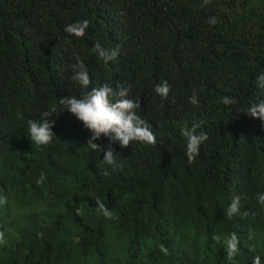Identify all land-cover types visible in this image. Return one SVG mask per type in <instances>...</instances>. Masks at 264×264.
Returning <instances> with one entry per match:
<instances>
[{"label": "trees", "instance_id": "trees-1", "mask_svg": "<svg viewBox=\"0 0 264 264\" xmlns=\"http://www.w3.org/2000/svg\"><path fill=\"white\" fill-rule=\"evenodd\" d=\"M84 19L83 38L64 31ZM190 37L205 44L186 61L180 45ZM97 41L109 51L119 46L118 58L101 60ZM77 56L91 77L87 90L129 89L157 138L127 147L96 140L104 151L111 145L122 167L105 164L104 151L86 144L91 132L59 104L87 91L70 79ZM262 72L264 0H0V156L21 149L36 166L32 182L16 181L10 193L0 184L8 197L0 264H252L255 256L264 264V121L246 113L264 99L255 86ZM165 80L162 99L154 87ZM193 92L198 105L188 101ZM225 96L235 103L223 104ZM52 107V143L23 142L27 121ZM194 123L209 138L189 164L180 129ZM234 196L240 211L230 218ZM31 197L39 198L34 207ZM96 197L111 219L97 214ZM233 232L239 252L228 261L213 237Z\"/></svg>", "mask_w": 264, "mask_h": 264}, {"label": "clouds", "instance_id": "clouds-1", "mask_svg": "<svg viewBox=\"0 0 264 264\" xmlns=\"http://www.w3.org/2000/svg\"><path fill=\"white\" fill-rule=\"evenodd\" d=\"M210 0H203L206 6ZM210 25L217 23L216 17L208 19ZM89 20L84 19L65 26L64 31L78 39L83 38L86 34V29L89 27ZM205 41L198 37H190V39L180 45V52L184 60L189 61L201 56L199 49L204 47ZM93 51L105 63L114 61L118 58L120 48L117 46L112 50L104 49L99 41L94 43ZM72 69L71 81L78 84L81 88L87 90L91 84V77L87 66L83 60L76 57V62L70 65ZM255 86L260 90H264V72L260 73L255 79ZM170 91V85L167 80L155 85L154 92L166 99ZM129 89L121 87L118 91H114L107 83L93 87L91 90L85 91L80 98L70 96L61 99L59 104H62L72 115H74L83 125L85 129L91 132L86 144L93 151H104L101 145L95 143L102 135L109 137L110 140L118 141L122 147L129 146L132 142H140L147 145L155 146L157 138L146 120L141 118L136 112L140 107L138 100L128 97ZM188 101L192 105H198L199 99L196 92H193L188 97ZM221 102L225 105L235 103L233 98L227 96L222 97ZM246 113L253 118H259L264 121V99L252 103ZM56 114L55 107L49 108L41 113V119H29L27 121L28 138H20L23 142H31L32 145L43 148L50 145L53 137L56 134L52 131L55 121L48 120L47 117ZM199 124L194 123L191 127L184 126L180 129L181 135L186 139V156L189 164L195 162L199 155L201 144L208 140V135L204 131L197 133ZM116 151L108 146L104 151L103 162L107 165L122 167L118 164L115 156ZM34 154H25L21 149H18L11 155V158L0 156V172L3 175L0 184L3 185L7 193H10L16 181L30 183L35 178L36 166L34 164ZM105 175L108 173L105 172ZM45 176L42 173L37 180V184L44 181ZM39 201L38 197L29 198V203L34 207ZM8 202V197L0 196V205H5ZM97 214H102L105 218L111 219L113 212L99 198H95ZM258 202L264 205V193L258 196ZM240 211V197L234 196L227 209V216L233 217ZM77 215H82L83 210L76 209ZM249 238H251V233ZM217 243H221L226 253L228 261H235L239 252V238L235 232L230 236L221 240L220 237L214 236ZM6 243L4 231H0V244ZM161 250L167 252L163 246ZM161 262V261H159ZM162 263V262H161ZM172 264H185L182 259L174 260ZM252 264H261L260 256H255Z\"/></svg>", "mask_w": 264, "mask_h": 264}, {"label": "rangeland", "instance_id": "rangeland-1", "mask_svg": "<svg viewBox=\"0 0 264 264\" xmlns=\"http://www.w3.org/2000/svg\"><path fill=\"white\" fill-rule=\"evenodd\" d=\"M256 5V4H255Z\"/></svg>", "mask_w": 264, "mask_h": 264}]
</instances>
